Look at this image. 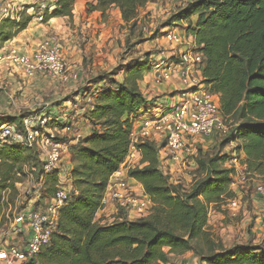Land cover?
<instances>
[{"label": "trees", "instance_id": "16d2710c", "mask_svg": "<svg viewBox=\"0 0 264 264\" xmlns=\"http://www.w3.org/2000/svg\"><path fill=\"white\" fill-rule=\"evenodd\" d=\"M85 1L88 11L101 14L116 7L121 19L129 23L139 9L156 0ZM74 2L56 0L44 21L70 18ZM193 17L196 21L187 32L205 58L204 83L218 96L224 117L238 115L236 135L229 139L240 142L237 150L244 155L247 172L264 177V0H192L171 21L190 23ZM30 20L23 16L18 23L5 21L0 27L2 41L23 31ZM145 65L143 61L127 67L122 82L112 81V88L95 97L88 115L93 131L70 149L72 173L81 191L76 188L77 195L60 209L49 246L27 264H167V255L192 251L193 241L204 244L206 254L201 252V259L205 264H264V238L255 247L227 251L211 241L206 231L208 207L233 197V169L219 168L225 157L210 160L207 177L188 193L179 192L160 169L158 148L152 142H142L137 150L143 166L130 169L128 177L140 184L149 198L150 215L110 225L95 221L108 181L128 155L132 118L146 106L138 86ZM24 116L8 118L0 126H20ZM29 151L0 141V198L7 188L16 193L15 184L20 183L16 175L29 163ZM32 160L38 161L36 154ZM57 176V172L45 176V197L53 195Z\"/></svg>", "mask_w": 264, "mask_h": 264}, {"label": "rangeland", "instance_id": "374dc122", "mask_svg": "<svg viewBox=\"0 0 264 264\" xmlns=\"http://www.w3.org/2000/svg\"><path fill=\"white\" fill-rule=\"evenodd\" d=\"M191 1L192 0H156L154 3H148L143 8L139 9L134 21L125 23L121 19V15L116 7H110L101 14L98 11H88L90 9L85 0H75L72 5V12L75 11V17L73 18L74 15L72 14L70 18H65H67V27L69 26L70 29L78 27L77 31L74 33L76 38L81 36L74 53L75 57H78V59L82 58L83 60L82 63L85 67L83 68L81 77H84V79L82 86H79V89L74 93L69 96L67 95L65 100H69L72 107L79 105V109L84 110L83 115H79L78 117L80 120L82 116L83 118L85 116V122H82L84 123L83 125H89L91 127L87 115L89 111H92L94 106V100L93 103L91 100H89V102L85 101L89 98L96 97L98 95L97 93H99L103 87L112 88V81L117 80L122 82L127 67L134 63H142L143 61L148 62L149 59H160L159 57L172 60L175 59V57L172 58L171 56L174 55L173 52H177L179 49H175V46L167 43L162 39V36L159 35L172 30H175L177 34H180L182 37L185 34L187 35V26L190 24L192 25V23L194 24L196 18L193 17L190 23L188 20H183V22H171V18L184 10ZM40 4L53 6L54 2L52 3V0L36 1L33 5L35 11H39ZM25 7L29 6L25 5ZM76 17L78 18V20H76L77 24L75 22ZM88 25H90V27ZM5 31L6 30L2 31V35ZM59 31L62 32L63 29H59ZM54 33L57 34L51 36L55 37L60 44L63 43L61 39L62 36L58 30ZM0 41H2L1 38ZM74 65L77 66V64ZM145 66L147 70L143 73L142 80L139 84L148 82L149 86H152V84L156 86L154 81V74L157 75L156 72H154L147 63ZM16 75L18 74L16 73ZM19 75L22 76L20 73ZM104 78L106 82L103 84L98 83ZM18 87L22 88L23 86L19 85ZM180 88L182 89L183 87H180L177 81L173 80L171 84H167L166 82L162 83L161 86L158 87L161 91H159V93L157 92L155 96H151L150 100L146 99L141 93L146 102L144 108L150 110V114H154L157 110H161L158 106H162V109L171 106L178 96L177 94H180ZM79 94L80 97L76 100V96ZM174 95L177 96L174 97ZM166 102H169V105L167 104V106H165ZM61 104L62 101L57 103L58 106ZM24 115H27V113H24ZM48 117L56 121V126L54 128L57 130L58 139L67 145V152L62 155L59 169L54 171L58 174L57 186L55 185L54 188H72V190L76 192L77 189L81 191V187L76 184L77 179L72 173L74 168L71 162L70 149L76 147L79 143V141H77L79 140V138H77L79 132L78 127L82 128V124L79 126L75 124L78 118H75L77 116L74 112L71 114V122L67 120L57 121L51 116ZM239 122L238 115L228 118L230 133H233V131L238 128ZM15 126L18 130H21L18 124ZM138 136V127L132 124L129 133V145L131 143V138L133 142ZM150 140V142L153 141V144L158 148L161 171L168 177L171 185L175 186V189L179 192L188 193L197 181L207 177V174H209L208 164L210 160H218L222 157H225L227 160L235 156L239 161V166L243 167L245 165L244 155L237 150L240 142L232 141L225 137H219L217 134L207 138L190 140L188 142L189 152L183 153L180 156L179 162H168L165 160L163 156L165 151L160 150L163 146L162 140L154 141V138ZM145 141H141L137 145ZM33 154L35 155V151L33 150L26 153V156L29 157V163L22 165V169L20 170L21 173L16 175V177L20 179V183L15 184L16 193L14 194L9 188L1 193L0 244H3L6 240L3 238V234L11 233L14 218L23 214L24 210H29V206L33 205L34 202L29 204L30 200H35L36 206H44L47 203L45 199L47 197H44L45 192L40 186L41 163L37 156L36 158L38 161H31ZM129 156L127 155L124 163L117 172L121 173V180L126 182L128 187L135 192L133 188L138 186L130 183L129 180L122 175V167L123 170L127 171L128 177V171L130 169L142 168L143 165L140 163L139 153L135 155V157ZM219 168L233 169L230 185L233 197L224 199L218 205L208 207L206 231L210 240L214 241L216 244L222 245L227 251H233L238 247H255L259 245L264 238V203L257 199L248 172L246 173L239 168H227L224 167V165H219ZM113 176L114 174L110 177L108 185ZM137 194L140 195L141 193ZM142 195H144V193ZM101 208L102 207H100V210L95 216V221L101 225H110L112 223H119L122 219L126 220L122 217L125 214L122 210L112 206L111 208L115 211L114 216L105 218L102 213H104L106 208L103 211H101ZM151 208L147 211L149 214L145 213L143 218L150 215ZM192 243V251L190 252L182 255H167V264H205L201 259L202 253L206 254L204 244L202 241H193Z\"/></svg>", "mask_w": 264, "mask_h": 264}, {"label": "built area", "instance_id": "2783aa9c", "mask_svg": "<svg viewBox=\"0 0 264 264\" xmlns=\"http://www.w3.org/2000/svg\"><path fill=\"white\" fill-rule=\"evenodd\" d=\"M25 5L27 4L23 0H0V27L7 20L18 23L27 13L28 8ZM52 8L53 6L40 4L37 20L42 22L45 13ZM159 36L179 50L173 52L174 55L171 57H175L174 60L159 57L160 59L146 61L157 74H154L156 87L165 82L171 84L176 80L183 88L179 89L178 96L174 95L177 97L171 106L164 109L158 106L161 110H157L154 114L142 108L132 118L133 126L138 127L139 136L133 142L131 138L128 156L135 157L139 153L136 149L139 142L145 140L150 142V139L154 138V141H163L160 150L165 151L163 156L166 161L179 162L180 156L189 152L190 140L207 138L214 134L227 139L231 135L235 136L237 131L230 133L229 117L222 115L218 96L211 93L204 83L202 71L205 58L194 44L192 35L187 33L182 37L172 30ZM0 66L20 73L26 80L36 76L60 77L67 70L61 44L53 36L42 40L32 55L23 54L17 48L1 49ZM107 88L103 87L101 91ZM167 104L169 105V102H166L165 106ZM55 123L56 121L47 115L33 112L21 119V130H18L14 124L0 126V141L35 151L41 163L42 190H44V176L59 169L62 155L67 152V145L58 139ZM224 167L239 168L247 173L246 165L239 166L235 156L227 159ZM248 175L257 199L264 203V177L254 173ZM75 195L77 192L72 188L57 187L50 198H45L47 203L44 206H36L35 200H30L29 204L34 202L33 205L14 218L11 233L3 234L6 240L0 244V263L27 264L35 260L51 242L60 209ZM100 204L101 211L113 206L122 210L127 216L138 217H143L152 207L147 196L135 193L126 182L121 180L120 172L115 173L111 178Z\"/></svg>", "mask_w": 264, "mask_h": 264}, {"label": "crops", "instance_id": "0c3cea01", "mask_svg": "<svg viewBox=\"0 0 264 264\" xmlns=\"http://www.w3.org/2000/svg\"><path fill=\"white\" fill-rule=\"evenodd\" d=\"M36 1L38 2L41 0L24 1L29 7H26L28 10L23 16L31 17L30 23L22 32L14 35L10 40L6 42L0 41V52L1 49L11 47L17 48L23 54L32 55L37 45L42 40L48 36L57 34L54 32L58 30L62 36L61 39L63 40L61 45L67 64V70L64 75L60 77L38 76L34 79L26 80L20 76L19 73L16 75L15 72L9 71L8 69L0 66V124L6 121L8 118H18L23 116L24 113L29 115L35 111H37V113L40 115L51 116L57 121L67 120L68 122H71V114L73 112L77 116L75 118H78L79 115H83L84 112L83 109H79V105L72 107L71 102L69 100H65L67 95L69 96L70 94L77 91L79 86H82L84 79V77H81L83 68L85 67L82 63L83 60L82 58L78 59V57H75L74 53L77 45L79 44L78 40L81 39V36L76 38V35L74 34L78 27L75 26L76 28L73 29H70L69 26L67 27V18L65 17L52 18L47 21L39 22L37 20L38 10L36 8L37 11H35L33 8V5L36 3ZM53 2L55 3V0H52V3ZM72 14L74 15V18L75 11H73ZM76 20H78L77 17L75 19L77 24ZM88 26L90 27V25ZM59 29H63V31L61 32ZM74 64H77V66ZM104 82H106V80L99 81L98 83L103 84ZM148 84V82L139 84V89L144 97L150 100L151 96H155V94L157 92L159 93L161 90L158 89L154 84H152V86H149ZM19 85H22L23 87H18ZM78 97H80V94L76 96V100H78ZM94 99L95 97H92L87 99L85 102H89V100H91L93 103ZM61 101L62 104L58 106L57 103H60ZM84 118L82 116L80 120L78 118V120L75 122L77 126L82 124V128L78 127L79 132L77 138H79V140L80 138L84 139L90 136L93 131V128L89 125H83L84 123L82 122H85ZM122 175L127 178L130 183L136 184L138 186L133 188L136 193L143 194L141 185L134 180L129 179L127 177V171L123 170V167ZM102 214L105 218H109L114 216L115 211L111 207H108ZM122 217L129 222H134L143 218L137 216H127L125 214Z\"/></svg>", "mask_w": 264, "mask_h": 264}, {"label": "water", "instance_id": "95a60500", "mask_svg": "<svg viewBox=\"0 0 264 264\" xmlns=\"http://www.w3.org/2000/svg\"><path fill=\"white\" fill-rule=\"evenodd\" d=\"M20 225H17V227H19Z\"/></svg>", "mask_w": 264, "mask_h": 264}]
</instances>
